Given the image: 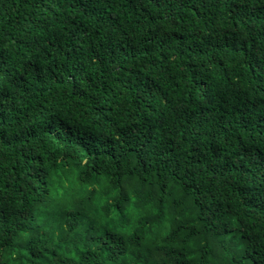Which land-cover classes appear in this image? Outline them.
Returning <instances> with one entry per match:
<instances>
[{"label":"trees","instance_id":"1","mask_svg":"<svg viewBox=\"0 0 264 264\" xmlns=\"http://www.w3.org/2000/svg\"><path fill=\"white\" fill-rule=\"evenodd\" d=\"M0 264H264V0H0Z\"/></svg>","mask_w":264,"mask_h":264}]
</instances>
